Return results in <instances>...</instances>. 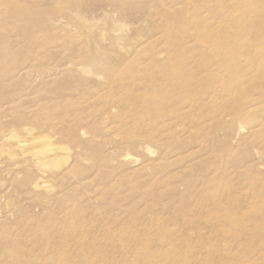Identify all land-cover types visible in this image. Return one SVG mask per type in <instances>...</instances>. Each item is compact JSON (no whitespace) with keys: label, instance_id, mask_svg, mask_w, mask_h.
<instances>
[{"label":"bare ground","instance_id":"1","mask_svg":"<svg viewBox=\"0 0 264 264\" xmlns=\"http://www.w3.org/2000/svg\"><path fill=\"white\" fill-rule=\"evenodd\" d=\"M39 2L44 0H0V143L13 135L31 133L32 127L47 126L49 120L41 116L46 109L45 114L50 111L56 119L60 111L61 116L69 113L72 106L61 104L50 109L39 104L32 111L27 107L19 110L25 103L20 102L27 96L23 91L33 84L51 78L55 85L50 94L66 92L74 86L91 98L103 88L101 101L105 110L99 116L91 114V123L81 125L80 109H72V120L65 127L67 139L83 151L79 158L87 155L96 166L73 164L66 169L62 184L74 178L77 185L68 183L62 193L70 194L78 187L88 188L96 183L101 198L98 209L112 212L117 223L121 215L125 218V214H143L145 221L155 227V233L150 230L158 236L154 238L161 241H186L191 238L188 230L203 240L210 233L205 232L208 228L227 227L225 234L210 236L217 237L212 245L214 254L200 264H264V180L252 174L256 166L251 162L253 143H262L264 155V88L255 87L256 96L263 102L260 109L257 97L240 101L232 98V90L239 89L244 76L237 70V63L245 50L240 46L247 38L240 34L234 45L219 41L203 45L189 30L185 10L166 11L167 44L162 47L165 61L147 49L132 63L115 67L105 58L107 49L99 46L86 60L78 62L73 52L61 54L44 49L53 41L54 29L70 22L69 7L52 11ZM80 2H72L71 10L77 11ZM204 10L211 13L209 6L198 13ZM261 37L253 38L247 45L254 50ZM261 55L259 66L264 80V44ZM145 58L147 63H143ZM107 117L120 124H111L108 131L118 132L125 127L119 131L120 147L110 152L104 151L106 144L96 142ZM246 126L253 130L248 141L242 140L245 146L239 151L243 142L238 146L233 143ZM49 128L58 132L54 124ZM43 138L34 136L32 141ZM130 150L145 162L138 164ZM34 156L32 160H22L20 170H10L15 180L21 176L15 183L44 191L39 195L41 202L60 208L68 201L49 195L53 185L46 186L42 175L50 168L44 166L39 155ZM243 190L248 197L241 200ZM109 196L112 200H107ZM145 231L149 242L150 233ZM123 237L132 238L129 233ZM112 239L120 241L121 237H113L111 229L106 228L97 243L91 245L97 247Z\"/></svg>","mask_w":264,"mask_h":264},{"label":"rangeland","instance_id":"2","mask_svg":"<svg viewBox=\"0 0 264 264\" xmlns=\"http://www.w3.org/2000/svg\"><path fill=\"white\" fill-rule=\"evenodd\" d=\"M75 1L44 0L42 3L39 2L41 6L48 7L52 11L54 8L68 9V7L71 11L70 22L66 24L67 26L65 25L66 27L54 29L53 41L44 49L51 52L59 51L61 54L73 52L74 58L79 62L91 52L99 50L100 47L102 49L103 46L109 52L106 53L105 58L112 64L114 63L115 67L132 63L138 54L147 49L165 61L166 54H163L162 50V47L167 44L165 12H179L182 9L188 13L185 22L189 30L194 33V39L200 40L199 42L203 45L208 42L211 44L229 42V45H234L239 42L236 37L240 34L247 38L245 44L240 46L245 50H242L240 61L237 63V70L244 76L241 78V84L238 85L239 89L232 90V98L240 101L254 96L258 99L256 102L258 109L263 106L261 99L256 96L258 89L255 87L264 88L259 66L260 57L263 56L261 48L264 44L262 42L264 38V0H81L80 8L72 11L70 4ZM207 6L210 7L211 13L207 10L198 13L199 9ZM115 35L119 36V41ZM260 36H263L262 41L259 40L254 50L247 45L253 38ZM113 40H116L114 41L115 46ZM84 48L88 49L85 51ZM147 60L143 63H147ZM54 79L57 80L56 77ZM48 80H42L41 84L39 82L33 84L34 89L31 87L23 91L27 96L24 101L20 102L25 103H22L19 110L27 107L28 111H32L39 104L46 105L44 108L48 109L56 105V107L72 106L68 109L69 113L61 116L60 111L57 114L59 119H56L57 116L50 111L45 114L46 109L41 116L49 120L47 126L32 127L31 133L27 131L13 135L7 141L0 143V264H51V261L52 264L56 261L60 264H172V262L200 264L207 257L211 258L214 254L212 245L217 237L211 238L210 236L212 234L222 235L224 230L228 231L227 227L212 230L208 228L205 232L210 233H206L207 237L203 240H199L191 230H188L191 238L186 241L177 239H169L168 242L161 241L154 238L158 237L153 235L155 227L145 221L143 214H125V218L121 215V221L117 223L112 212L98 209L101 198L100 186L96 183H92V186L88 188L78 187L70 194L62 193L63 189L69 185L72 187L77 185L74 178L69 180V185L68 183L62 184L66 169L73 164L96 166L87 155L83 156L82 160L79 158L82 149L67 139L65 130H68L65 127L72 120V109H80L81 125L91 123V114L99 116L105 110L104 103L101 101L103 88L98 90V96L95 98L83 96V93L74 86L69 87L70 89L66 92L55 95L49 93L54 83L51 78ZM23 104L27 105L23 106ZM260 120L261 118L254 125L255 129ZM114 123L120 125L117 119L107 117V122L105 126L102 125V132L96 139L97 143L106 144L105 152L120 147L121 134L119 131L123 132L125 127H120L118 132L113 129L108 131L109 126ZM51 124L58 129L56 134L52 129L50 130ZM250 127L246 126L236 137L234 146H238L244 139L249 140L248 136L253 130ZM176 133L179 134L178 130ZM42 135L45 138L37 142L32 141L34 136ZM188 135L189 132L183 136L187 138ZM244 146L243 142L238 150L242 151ZM261 146L260 141L251 146V158L254 157L251 162L253 166H256L252 174L262 178L263 181L264 155L261 152ZM129 152L136 157L134 151ZM34 155H39L45 162L44 166L50 168L46 169L42 175L43 181L46 180V186L53 185L49 195L55 198L62 196L65 202L69 203H65L60 208L54 207L53 204L46 206L39 199V195L44 194V191L35 190L31 186H17L15 182L19 181L21 176L19 175L20 177L15 180L10 170H20L19 163L22 160H32ZM53 158L55 160H51ZM136 158L138 164L145 162L142 157L137 156ZM96 170L97 167L94 168L93 173H96ZM92 175L89 176L92 177ZM52 187H55V190ZM243 193L244 190L240 193L241 200L242 197H248V194ZM110 198L112 197L109 196L107 200H112ZM239 206H241L240 203ZM129 207L130 205L124 206L122 211ZM106 228L111 229L113 237L119 235L120 241L112 239L111 242H103L100 246L93 247L92 245L97 243L98 238L103 236ZM171 228L168 227V229ZM145 229L150 233L149 242L148 236H145ZM126 233H129L132 238L125 239L123 236ZM210 261V263L213 262L212 259Z\"/></svg>","mask_w":264,"mask_h":264}]
</instances>
